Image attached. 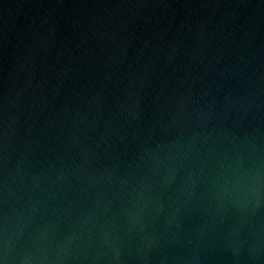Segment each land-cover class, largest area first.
Returning a JSON list of instances; mask_svg holds the SVG:
<instances>
[{
    "label": "water",
    "instance_id": "1",
    "mask_svg": "<svg viewBox=\"0 0 264 264\" xmlns=\"http://www.w3.org/2000/svg\"><path fill=\"white\" fill-rule=\"evenodd\" d=\"M0 264H264V0H0Z\"/></svg>",
    "mask_w": 264,
    "mask_h": 264
}]
</instances>
